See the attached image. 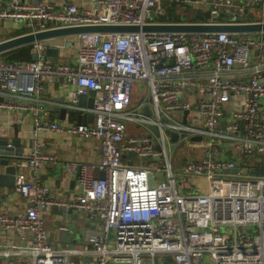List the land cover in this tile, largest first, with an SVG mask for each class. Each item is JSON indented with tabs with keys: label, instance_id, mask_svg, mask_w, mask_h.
Returning a JSON list of instances; mask_svg holds the SVG:
<instances>
[{
	"label": "built area",
	"instance_id": "1",
	"mask_svg": "<svg viewBox=\"0 0 264 264\" xmlns=\"http://www.w3.org/2000/svg\"><path fill=\"white\" fill-rule=\"evenodd\" d=\"M260 2L89 0L85 7H55L9 1L0 7V21L21 23L24 34L86 25L195 23L156 18L170 6L195 14L207 5L204 23H222L216 21L220 9L251 22L243 20L244 11ZM249 35L83 33L65 42L76 46L71 63L45 56L49 40L29 44L35 60H0V95L17 100L0 101L1 108L28 111L33 136L39 129H59L41 94L60 78L70 85L63 108L91 116L65 129L96 139L99 149L97 162H66L68 170L77 171L68 197L16 171L12 188L27 205L14 214L0 213V229L19 234L26 244L0 247V255H20L23 264H84L88 251L94 264H157L164 256L173 264H264V170L258 171V156L264 155L259 116L264 36ZM88 90L94 93L91 105H78V95ZM133 104L136 113L129 109ZM138 125L144 130L137 131ZM181 141L187 153L177 178L171 152ZM130 155L142 162L124 157ZM53 160L33 139L29 153L15 164L34 170ZM48 206L93 218L86 245L50 243L40 215ZM57 230L66 232L68 226L60 223Z\"/></svg>",
	"mask_w": 264,
	"mask_h": 264
},
{
	"label": "crops",
	"instance_id": "2",
	"mask_svg": "<svg viewBox=\"0 0 264 264\" xmlns=\"http://www.w3.org/2000/svg\"><path fill=\"white\" fill-rule=\"evenodd\" d=\"M9 1L16 2L21 5H34L38 2H45L55 7L68 3L76 6H89V0H0V7H3ZM208 1V0H207ZM214 1V0H212ZM216 1V0H215ZM236 4L242 5L245 2H252L254 0H230ZM260 8H248L244 11L246 14L243 16L244 21H256L260 17L262 8L264 11V0L260 2ZM204 13L206 10L201 8ZM179 15L191 16L195 14L191 11L183 10L179 12ZM223 15L225 19L218 22H226L229 17L233 16L231 11L220 9L219 16ZM253 15V16H252ZM189 16V17H190ZM204 18V17H203ZM264 20V18H262ZM202 22V20H201ZM26 28L21 23H14L12 21H0V41L5 39L24 34ZM259 34V33H256ZM264 36V33H262ZM68 37L52 39L48 41L50 47L56 48V55L48 56L51 61L56 62H69L71 63L76 54L75 43L67 45L65 42ZM71 41V38H68ZM48 46V47H49ZM19 48V47H17ZM17 48L11 49L15 50ZM10 51V50H9ZM7 52V51H6ZM3 54V53H2ZM31 60H32V52ZM3 61L2 59H0ZM264 63V58H263ZM264 76V65H263ZM70 88L62 82L60 78H56L53 83L47 85L42 92L41 96L47 101L46 108L49 119L56 120L60 128L56 130L39 129L35 136L32 135L33 123L32 118L28 111L23 109L14 108H1L0 107V138L5 136H17L19 140V146L22 147V154L25 156L31 149V142L35 139L39 143L40 150L44 153L54 156L53 161H47L41 164L36 169H21L17 167V172H23L26 177L34 178L37 181L47 185L51 192L54 194L57 191L64 194L65 197L70 196L72 192V184L74 176L77 171H71L66 168V162L77 161L80 163H94L99 160L98 142L94 138L82 139L76 134H73L65 129L66 124L76 122L77 115L81 114L77 111L69 112L67 109H61L63 106L58 101L59 98H63L66 101V91ZM93 96V95H92ZM2 100L17 101L13 97L2 96ZM62 102V103H63ZM61 110H64L61 112ZM259 116L264 118V100L261 99L259 103ZM16 134V135H14ZM258 162L264 169V155L258 156ZM2 171V167H0ZM27 205V202L21 198V196L15 192L11 187L0 185V213L14 214L20 212ZM43 219L44 226L48 233L50 243L56 247H80L86 245L84 236L89 230H94V220L87 214L76 209H69L64 211L57 206H48L45 210L40 212ZM60 223H65L68 226L66 233L69 235V241L64 242L60 233L62 231L57 230V226ZM63 243V244H62ZM26 243L24 239H21L19 234L9 232L8 230L0 229V247L10 248L11 246L22 247ZM60 245V246H59ZM91 258V253L88 251L84 254V260ZM24 258L20 255L10 254L8 256L0 255V264H23ZM157 264H173L172 260L167 257L156 258Z\"/></svg>",
	"mask_w": 264,
	"mask_h": 264
},
{
	"label": "water",
	"instance_id": "3",
	"mask_svg": "<svg viewBox=\"0 0 264 264\" xmlns=\"http://www.w3.org/2000/svg\"><path fill=\"white\" fill-rule=\"evenodd\" d=\"M251 1V0H249ZM260 8V7H259ZM256 8L254 10H258ZM253 9V6H251ZM262 12L263 8H262ZM253 16V15H252ZM195 17L200 22L195 23H159V24H148L142 26L136 25H86V26H72V27H60L54 29H47L43 31H38L35 33H27L17 35L3 41H0V54L11 49L29 45L35 41L42 40H52L63 37L76 36L83 33H100V34H109V33H135V32H151V33H216V32H225L231 34H256L264 33V21H260L264 18V14L261 13L258 20L251 22H240L242 16H231L228 21L222 23H204L203 12L200 9L195 11ZM45 56L56 55L57 51L54 47H47L45 49ZM36 57L33 55L32 60H35ZM92 90H88L86 94L78 95L77 104L78 105H91L92 102ZM0 95V100H2ZM59 102H63V98L58 99ZM64 109L65 108H61ZM64 110H61L64 111ZM69 112H74V109H67ZM147 113V112H146ZM91 116L85 115L84 113L77 115L76 123H84L90 121ZM16 135V134H14ZM22 147L19 146V140L17 136H5L0 138V185L11 187L14 183V176L16 173L17 166L15 164L16 160L23 158ZM263 166H259L258 171L262 173ZM101 175V174H100ZM60 236L64 239V242L69 241V235L66 232H61ZM84 264H94L90 257L84 260ZM112 264H128L126 262H113Z\"/></svg>",
	"mask_w": 264,
	"mask_h": 264
},
{
	"label": "trees",
	"instance_id": "4",
	"mask_svg": "<svg viewBox=\"0 0 264 264\" xmlns=\"http://www.w3.org/2000/svg\"><path fill=\"white\" fill-rule=\"evenodd\" d=\"M175 6L167 7L164 15L156 18L157 21L161 22H200L194 15H179V12H176ZM203 20L205 21L207 18V13H204ZM225 17L223 15L217 18L218 21H223ZM31 45L21 46L15 50H10L0 54V59L6 62L12 61H29L31 60Z\"/></svg>",
	"mask_w": 264,
	"mask_h": 264
},
{
	"label": "rangeland",
	"instance_id": "5",
	"mask_svg": "<svg viewBox=\"0 0 264 264\" xmlns=\"http://www.w3.org/2000/svg\"><path fill=\"white\" fill-rule=\"evenodd\" d=\"M204 9H208L210 8V6H205L203 7ZM190 12L192 10H189ZM254 34H250L249 36H253ZM130 111L133 112V113H136V107H135V104H133L130 108ZM140 130H144L142 126L138 125L137 126V131H140ZM187 153V147L186 145L183 143V141L181 142H178L177 144H175L173 147H172V152H171V167L173 169V172H174V175L178 178L180 177L179 174H177V171H179V169L181 168L182 166V162H181V159L184 157L185 158V155ZM192 156V155H191ZM125 158H129L131 161L133 162H136V163H141L142 162V159L139 158L138 156H135V155H130L129 157L128 156H124ZM193 157V156H192ZM155 163V161L153 162ZM156 165H159L157 162L155 163ZM194 189H196V187H193ZM205 189V184L202 182V187H200V191L204 190ZM199 190V189H197ZM45 227V226H44ZM63 244V243H62ZM60 246V245H59ZM159 258V257H158ZM203 264H211L210 262L204 261Z\"/></svg>",
	"mask_w": 264,
	"mask_h": 264
}]
</instances>
